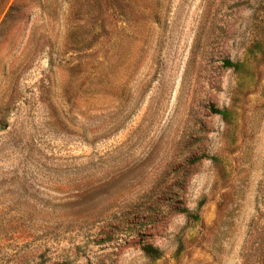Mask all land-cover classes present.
Instances as JSON below:
<instances>
[{
    "label": "rangeland",
    "instance_id": "374dc122",
    "mask_svg": "<svg viewBox=\"0 0 264 264\" xmlns=\"http://www.w3.org/2000/svg\"><path fill=\"white\" fill-rule=\"evenodd\" d=\"M0 264H264V0H0Z\"/></svg>",
    "mask_w": 264,
    "mask_h": 264
},
{
    "label": "trees",
    "instance_id": "16d2710c",
    "mask_svg": "<svg viewBox=\"0 0 264 264\" xmlns=\"http://www.w3.org/2000/svg\"><path fill=\"white\" fill-rule=\"evenodd\" d=\"M143 251H144L145 255L150 257V258L157 257V251L152 246H149V245L144 246Z\"/></svg>",
    "mask_w": 264,
    "mask_h": 264
}]
</instances>
